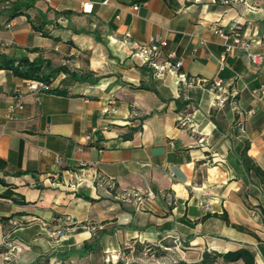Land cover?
I'll return each instance as SVG.
<instances>
[{"label": "crops", "instance_id": "1", "mask_svg": "<svg viewBox=\"0 0 264 264\" xmlns=\"http://www.w3.org/2000/svg\"><path fill=\"white\" fill-rule=\"evenodd\" d=\"M15 1L0 0V55L97 81L60 73L51 85L64 93L38 103L0 69V264H202L205 253L246 264L215 258L241 249L264 264V95H253L264 62L240 48L222 62L231 40L216 33L234 31L264 55V0H33L10 18ZM154 37L189 79L222 86L157 77L131 58ZM17 89L24 109L7 120ZM188 112L193 122L179 125ZM64 216L74 224L55 241Z\"/></svg>", "mask_w": 264, "mask_h": 264}, {"label": "built area", "instance_id": "2", "mask_svg": "<svg viewBox=\"0 0 264 264\" xmlns=\"http://www.w3.org/2000/svg\"><path fill=\"white\" fill-rule=\"evenodd\" d=\"M48 2H51L52 0H47ZM194 2H199L200 0H189ZM236 1V0H235ZM224 3H229V0H223ZM135 10L139 9V5L134 6ZM83 12L85 13H92L93 11V4L92 3H85L82 7ZM238 27L236 26L235 29ZM216 33L221 36L222 38L226 40H231L230 43L225 44V52L223 53L221 57V61L224 62L226 59V55L231 51L233 48H240L243 49L251 61V63L255 65H261L264 62V55L258 52L253 51V45L251 42L242 39L238 33H235L234 35L222 30L217 29ZM126 38H131V33H126ZM168 47V41L165 39H162L160 37H154L150 40V42L146 45H140L137 46L134 51L131 54V58L139 61L142 65L148 66L151 69L154 70L157 77H162L165 73L174 74L178 77L181 83H189V84H198L203 87L209 88L211 90L219 89L223 81L220 79L215 80H208V79H189L186 73L181 72V68L183 67V62L178 58V55L176 52H167L166 49ZM25 88L27 91L34 94L35 99L38 103L42 101V97L52 88V85L47 84L43 80H34V79H25ZM254 96L258 95H264V87H261L260 89H256L253 91ZM23 92L20 89L16 90V100L12 103H10L7 107L5 118L7 120H11L14 118L17 110L24 109V101H23ZM219 99V97H218ZM238 114L242 116L243 118H246L247 116H251L253 114V111H241L238 110ZM194 119V114L192 112H188L184 118L179 120V125L185 126L188 124H191ZM262 133L264 135V125L262 129ZM86 140L88 142H92L93 138L91 135L86 137ZM57 162L62 161V157L57 155L56 156ZM86 165V164H83ZM112 190L115 189V184L111 181H105ZM138 195V194H136ZM151 197H154L152 193H150ZM140 199V198H139ZM141 200V199H140ZM171 202L173 201V198L170 197L169 199ZM44 229H47V224L41 222ZM74 224L72 217L70 216H64L59 219V226L55 230L49 231L50 236L53 240L59 241L62 237L66 235V233L69 231L70 227ZM9 247L13 248V245L11 243L7 244ZM148 251L152 250V247H148ZM173 263L177 264L178 261L173 259Z\"/></svg>", "mask_w": 264, "mask_h": 264}, {"label": "trees", "instance_id": "3", "mask_svg": "<svg viewBox=\"0 0 264 264\" xmlns=\"http://www.w3.org/2000/svg\"><path fill=\"white\" fill-rule=\"evenodd\" d=\"M33 0H16L12 3L10 7V18H15L17 16L23 15L25 10L32 6ZM0 69H9L12 70L13 73L22 78V79H34V80H43L47 84L51 85L53 79L60 73L66 74V77L69 78L70 81H78V82H87L93 83L97 80H91L90 74H79L74 71H70L66 66H61L60 68L52 71L49 74L41 73V65H38L34 62L29 61V59H15L9 58L4 55H0ZM47 93H57L63 94L64 90L62 88H51ZM250 159L248 157L245 158V162L249 163ZM94 243H86L84 245L85 250H91L94 247ZM222 257L226 262H235L240 259H243L246 264H253L254 256L253 254L246 249H241L236 252H231L225 255L216 254L215 258ZM213 260L209 259V254L205 253L202 264H212ZM184 264V263H179Z\"/></svg>", "mask_w": 264, "mask_h": 264}, {"label": "rangeland", "instance_id": "4", "mask_svg": "<svg viewBox=\"0 0 264 264\" xmlns=\"http://www.w3.org/2000/svg\"><path fill=\"white\" fill-rule=\"evenodd\" d=\"M155 254L158 255V252H156ZM169 260H170V258L169 257H166V260L165 259H162L161 261L163 262V261H169Z\"/></svg>", "mask_w": 264, "mask_h": 264}]
</instances>
